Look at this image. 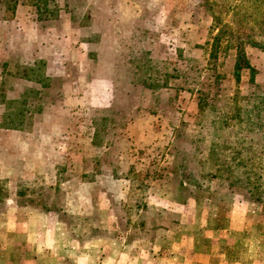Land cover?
Wrapping results in <instances>:
<instances>
[{
  "label": "rangeland",
  "instance_id": "374dc122",
  "mask_svg": "<svg viewBox=\"0 0 264 264\" xmlns=\"http://www.w3.org/2000/svg\"><path fill=\"white\" fill-rule=\"evenodd\" d=\"M33 1L18 0L13 16L0 3V120L7 108L21 111L5 102L30 87L20 77L25 67H39L32 77L53 78L38 107L26 112L31 124L0 127V226L45 216L59 226L65 264H94L73 255L89 248L104 264L105 246L84 241L155 237L172 221L186 224L202 204L228 211L234 197L222 196L225 184L210 176L218 163L246 157L235 116L252 87L247 68L235 79L236 37L264 41V5L247 0L240 12V0H55L56 15L44 22ZM258 13L263 19L256 21ZM217 20L227 36L212 62ZM243 48L264 84V50ZM176 137L199 160L201 194L209 196L190 200L194 210L178 204ZM252 205L261 219L250 230L251 246L224 245L235 263L264 264V206ZM108 209L119 227L107 228Z\"/></svg>",
  "mask_w": 264,
  "mask_h": 264
},
{
  "label": "crops",
  "instance_id": "0c3cea01",
  "mask_svg": "<svg viewBox=\"0 0 264 264\" xmlns=\"http://www.w3.org/2000/svg\"><path fill=\"white\" fill-rule=\"evenodd\" d=\"M190 200L193 199L179 204L182 210L197 207L192 206ZM210 205L214 206V210H209V204H202L204 209L197 207V215L193 213L186 224L172 221L162 227V232L155 237L139 235L130 239L122 235L84 243L88 248L91 245L105 246L104 264H241V258H236L235 263L228 257L230 248L224 245L232 244L235 248L251 246L250 230L257 225L261 215L250 203L233 202L228 211L223 206ZM106 213L112 216V219L108 216L107 228L119 227L112 209L106 210ZM57 227L45 216H27L6 225L2 223L1 239L7 243L5 250L0 252V264H65L64 242L56 234ZM73 241L79 243L77 239ZM60 245L61 248L56 250ZM92 249L89 248V254L82 253L83 256L78 251L74 252V258L80 262L82 257L88 256L96 264L95 254L90 252ZM6 259L8 261L4 263ZM245 259L251 262L249 257Z\"/></svg>",
  "mask_w": 264,
  "mask_h": 264
},
{
  "label": "trees",
  "instance_id": "16d2710c",
  "mask_svg": "<svg viewBox=\"0 0 264 264\" xmlns=\"http://www.w3.org/2000/svg\"><path fill=\"white\" fill-rule=\"evenodd\" d=\"M248 1H250L251 5L257 6L258 8L264 5V0ZM0 3L3 5L2 11L4 13L5 11H9L11 12V16H13L18 0H0ZM246 3L247 0H240L239 4L235 5L234 8L241 9L240 12H243L245 9L241 7ZM33 4L36 8L38 21H49L52 15H56V10L54 8L56 6L55 0H34ZM259 14L260 13L255 15L256 21L263 19L262 14ZM212 16L214 20L217 19L213 14ZM2 18L4 17L2 16ZM247 18L248 17L245 19ZM217 21V31L212 37L211 51L209 53L212 62H215L217 58L216 47L221 40L227 36L226 27L221 25V21ZM244 43H249L264 50V41L253 40L249 34L236 37L237 60L234 71L235 79L236 81L239 80L240 69L247 68L250 73L249 81L252 87L250 94L243 96L244 100L248 101L247 107L243 112H241L240 107H237L238 116H235V119H237L235 126L237 125L239 127L235 137L243 151L242 153L246 155V157L244 160L237 163L233 162L228 164L226 161H223L221 165L218 163L215 172L211 174L210 178L219 179L225 184L226 191H222L221 195H232L236 202L264 206V84H258L255 80L256 69L250 65L246 58L243 48ZM38 68L39 67H25L23 69V74L20 77L30 82V87H27L18 99H10L5 102L6 107L10 105L15 106L16 104L21 108V111L11 112L7 108L1 116L0 127L15 129L19 126L22 127L24 123H32V116L26 115V112L29 107H31L32 110L38 107L37 104L40 97L42 99V93L49 91L53 80V78L47 74L42 78L32 77L35 70ZM215 80H217V76H215ZM203 96L205 95L203 94ZM205 104L206 100L201 96L198 105L200 108H203ZM226 119L227 117L222 119L224 120V127L227 126ZM228 140L229 139L226 138V142H228ZM242 143L246 145L243 147ZM241 150L237 154L241 155ZM211 151L213 152L214 149H211ZM256 157L258 159H256ZM173 159L174 170L179 177L180 192L183 194V197L178 200V204H185L188 199H199L201 197L208 199L209 196H203V194H201L203 193V174L198 173L200 162L194 158V155H192L189 150L177 145V137L174 142ZM242 190L244 193L239 194Z\"/></svg>",
  "mask_w": 264,
  "mask_h": 264
}]
</instances>
